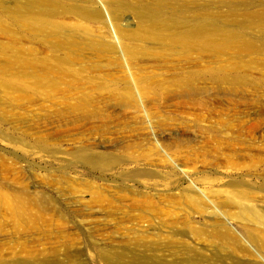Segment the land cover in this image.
Wrapping results in <instances>:
<instances>
[{
  "label": "rangeland",
  "instance_id": "1",
  "mask_svg": "<svg viewBox=\"0 0 264 264\" xmlns=\"http://www.w3.org/2000/svg\"><path fill=\"white\" fill-rule=\"evenodd\" d=\"M0 264H264V0H0Z\"/></svg>",
  "mask_w": 264,
  "mask_h": 264
},
{
  "label": "bare ground",
  "instance_id": "2",
  "mask_svg": "<svg viewBox=\"0 0 264 264\" xmlns=\"http://www.w3.org/2000/svg\"><path fill=\"white\" fill-rule=\"evenodd\" d=\"M108 18H110V14L109 13H107V15H106ZM109 20V19H108ZM113 21V20H112ZM109 23H110V21H109ZM111 25L113 26V24L111 23ZM119 26V25H118ZM119 28V27H118Z\"/></svg>",
  "mask_w": 264,
  "mask_h": 264
}]
</instances>
